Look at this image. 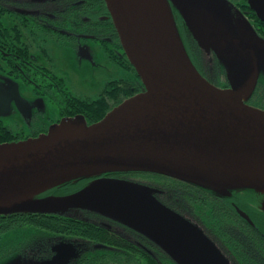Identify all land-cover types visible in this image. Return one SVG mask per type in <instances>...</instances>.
Listing matches in <instances>:
<instances>
[{
    "label": "water",
    "instance_id": "1",
    "mask_svg": "<svg viewBox=\"0 0 264 264\" xmlns=\"http://www.w3.org/2000/svg\"><path fill=\"white\" fill-rule=\"evenodd\" d=\"M162 1L165 14L154 0H104L143 90L93 124L64 118L37 137L1 143L0 214L86 210L144 234L176 264H230L201 229L160 205L146 185L101 177L73 194L41 196L101 173L149 172L222 196L254 190L264 211V110L248 104L259 83L264 39L227 0ZM246 1L264 23V0ZM172 8L203 54L224 67L229 87H217L195 67ZM12 98L25 110L18 88L0 86V116Z\"/></svg>",
    "mask_w": 264,
    "mask_h": 264
},
{
    "label": "flooded vegetation",
    "instance_id": "2",
    "mask_svg": "<svg viewBox=\"0 0 264 264\" xmlns=\"http://www.w3.org/2000/svg\"><path fill=\"white\" fill-rule=\"evenodd\" d=\"M227 1L233 10H237L250 23L257 36L264 39V24L254 20L255 14L248 7L247 1L240 6L232 0ZM99 61L134 70L124 53L104 0H0V86L8 92L16 87L19 93L24 92L28 97L20 96L26 107L24 111L17 108L12 98L7 113L0 116V121L6 124L2 119L12 113L19 118L26 128L14 130L9 127L14 134L19 135L18 139L46 133L50 125L64 118L81 116L86 121L84 112L72 114V108L79 102H88L79 108L89 109L93 107V102L105 99L112 109L113 102L108 101L113 88L110 84L130 79L107 82L96 99L77 96L69 89L71 86L91 90L94 74L99 70ZM201 74L210 81L208 74ZM138 90L137 93L141 92L143 86ZM31 102L54 105L58 119L40 126L36 122V112L29 110ZM248 104L255 107L249 101ZM178 213L196 222L195 217L185 208L179 207ZM77 216L107 228L104 231L107 236H121L147 249L145 239L138 240L136 233L106 217L86 212H80ZM61 239L72 242L76 250L84 246L90 248L91 245V240L83 236L67 235ZM46 248L37 247L35 250L33 246L10 241L0 248V259L13 254L34 260H40L45 254L43 257L50 259L52 256L46 253Z\"/></svg>",
    "mask_w": 264,
    "mask_h": 264
},
{
    "label": "trees",
    "instance_id": "3",
    "mask_svg": "<svg viewBox=\"0 0 264 264\" xmlns=\"http://www.w3.org/2000/svg\"><path fill=\"white\" fill-rule=\"evenodd\" d=\"M172 10L185 48L195 67L199 72L208 74L210 82L217 87H229L224 67L213 54L210 57L203 54L188 32L178 11L174 8ZM254 20L264 24L255 15ZM213 71L214 74H212ZM110 86L113 88L108 95V101H112L115 107L123 99L132 96L134 92H138V88L143 85L136 75L134 81L117 80L111 83ZM256 95L264 98L263 86L257 85L253 96L249 100L250 103ZM87 103L86 101L79 102L72 108V114L78 111L86 114L87 124L100 121L111 109L105 99L93 102L92 108H79L80 106H86ZM18 137V134H14L9 130V127L0 121V144L20 141ZM144 176L149 178L144 179ZM101 177L138 182L154 189L155 192L152 196L160 205L198 226L204 235L219 248L230 264H264V211L261 207L263 198L251 189L233 190L229 195L222 196L210 188L161 174L109 172L73 180L55 187L41 196L73 194L82 190L92 180ZM179 207L191 212L196 222L178 213ZM236 207L248 214L253 225L238 214ZM80 212L103 216L86 210L71 212L69 216L34 212L0 214V236L12 228L28 226L32 228L30 235L17 240V244L30 245L35 250L37 247H47L46 253L49 256L54 255L56 244L62 240L61 237L63 236H83L91 240L90 248L84 246L76 250L67 264H176L152 240L122 222L106 217L136 233L139 236L135 235L138 240L139 238L142 241L145 239L147 249L139 247L134 242H129L121 236H107V233L104 232L107 228L78 217L77 214ZM9 249L7 254H9ZM36 256L39 257L40 255ZM43 256L45 254L41 256L40 260L49 259Z\"/></svg>",
    "mask_w": 264,
    "mask_h": 264
},
{
    "label": "rangeland",
    "instance_id": "4",
    "mask_svg": "<svg viewBox=\"0 0 264 264\" xmlns=\"http://www.w3.org/2000/svg\"><path fill=\"white\" fill-rule=\"evenodd\" d=\"M232 1L237 2L238 6L246 2V0H232ZM261 66L262 67L259 73L256 75V81L264 85V59L261 62ZM98 68L99 70L94 74L93 86L91 87V90L76 89L68 85L69 89L73 91V93L77 96L96 99L98 97L99 92L102 90V88L106 85L107 82L115 79H130L131 81H134V79H136L135 70L122 69L116 65L115 66L107 65L103 61L98 62ZM68 83L70 84L69 80ZM262 85H260V87ZM136 93L137 92H134L132 95ZM19 95L22 98H28L26 97L24 92H20ZM252 104L255 105V107L257 108L264 110V98H262L261 96L256 95L255 98L252 100ZM29 105H30L29 106L30 112L32 111L36 112V122L40 126L43 123H49L50 121H56L58 119L57 108L52 104H34L31 102ZM2 120L6 123L5 125H7L8 127L14 130L17 128L18 130H20L19 128L23 127L22 121L19 118H17L13 113L9 114L7 117H4ZM143 178L147 179L149 177L144 176ZM31 229L32 228L28 226H18L2 234L0 236V248L3 245L9 243L10 241H17L20 238L27 237L28 235H30L32 231ZM196 230L199 232L200 228L197 226ZM64 238H68V237H64ZM70 240L75 241L74 239L71 238ZM75 251H76L75 245L72 242L64 240L56 244L55 253L50 259L34 260V259L22 257L19 254H13L7 256L6 258L0 259V264H67V262L74 256Z\"/></svg>",
    "mask_w": 264,
    "mask_h": 264
},
{
    "label": "bare ground",
    "instance_id": "5",
    "mask_svg": "<svg viewBox=\"0 0 264 264\" xmlns=\"http://www.w3.org/2000/svg\"><path fill=\"white\" fill-rule=\"evenodd\" d=\"M154 1L156 2L157 6L160 8V10L162 11V13L165 14L166 11L164 9V5L162 4L163 1L162 0H154Z\"/></svg>",
    "mask_w": 264,
    "mask_h": 264
}]
</instances>
